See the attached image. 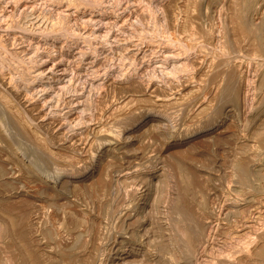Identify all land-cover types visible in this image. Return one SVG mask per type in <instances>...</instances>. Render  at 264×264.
I'll list each match as a JSON object with an SVG mask.
<instances>
[{
  "label": "rangeland",
  "instance_id": "1",
  "mask_svg": "<svg viewBox=\"0 0 264 264\" xmlns=\"http://www.w3.org/2000/svg\"><path fill=\"white\" fill-rule=\"evenodd\" d=\"M263 250L264 0H0V264Z\"/></svg>",
  "mask_w": 264,
  "mask_h": 264
},
{
  "label": "bare ground",
  "instance_id": "2",
  "mask_svg": "<svg viewBox=\"0 0 264 264\" xmlns=\"http://www.w3.org/2000/svg\"><path fill=\"white\" fill-rule=\"evenodd\" d=\"M241 171V170H240ZM185 195V194H184ZM252 200V199H251ZM179 210V209H178ZM183 210V209H182ZM168 211V210H167ZM173 211V210H172ZM190 214V213H189ZM193 215V214H192ZM210 217V216H209ZM218 217V216H217ZM261 218V217H260ZM198 219V218H197ZM194 221L196 222V220L194 219ZM193 221V222H194ZM185 222V221H184ZM194 222V223H195ZM235 222V221H234ZM195 225H197V224H195ZM198 226V225H197ZM248 227V226H247ZM190 229H188V231L185 233V234H183V235H185L184 236V239H186V242L187 243H190V245H191V243H193L194 241H196V242H198V241H200L201 239H203V237L201 238V236L199 235V233H198V230L197 229H195L196 231L194 232L193 230V232L190 230ZM261 230V229H260ZM161 231V230H160ZM185 231V230H184ZM200 231V230H199ZM181 232H182V230H181ZM180 232V233H181ZM261 232V231H260ZM241 235V234H240ZM182 236V235H181ZM200 237V238H199ZM233 237V236H232ZM160 239V238H159ZM185 241V240H184ZM201 241H203V240H201ZM222 242V241H221ZM232 242V241H231ZM199 244L201 243V242H198ZM186 244V243H185ZM240 244V243H239ZM187 246H188V244H187ZM195 246V245H194ZM193 246V247H194ZM195 249V248H194ZM204 250V249H203ZM117 251V250H116ZM260 251V250H259ZM264 251V250H263ZM194 252V251H193ZM230 256V255H229ZM263 257V256H262ZM261 259V258H260ZM263 260V259H262ZM261 263V262H260Z\"/></svg>",
  "mask_w": 264,
  "mask_h": 264
}]
</instances>
